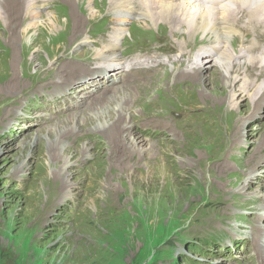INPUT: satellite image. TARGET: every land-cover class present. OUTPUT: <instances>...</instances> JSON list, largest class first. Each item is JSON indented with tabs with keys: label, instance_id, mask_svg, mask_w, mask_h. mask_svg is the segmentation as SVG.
Segmentation results:
<instances>
[{
	"label": "rangeland",
	"instance_id": "374dc122",
	"mask_svg": "<svg viewBox=\"0 0 264 264\" xmlns=\"http://www.w3.org/2000/svg\"><path fill=\"white\" fill-rule=\"evenodd\" d=\"M87 5V1L79 9L76 5L75 14L83 22L87 38L90 42L95 41L93 47L85 50L88 54L91 49L101 46L100 41L107 39L113 30L111 28L120 27L121 18L107 12V0L104 3L95 0L92 6L99 15L89 21L82 10ZM41 12L43 22L58 16L60 25L57 28H61L67 21L63 14H68L69 8L63 3L53 2L43 7ZM240 16L244 17L242 13ZM138 22L134 18L123 22L126 31L119 45L118 67L104 74L119 72L123 76L124 73H120L121 63L129 55L139 57L142 53L157 58L144 68L128 74L127 78L116 79L109 85L105 81L104 84L100 83L101 79L93 82L95 85L87 87V91L127 84H131L130 87L134 89L142 83L138 105L129 112L130 116H126V122L132 124L139 133L144 127L143 123L158 125L162 135L153 138L154 132L152 135L141 133L145 140V144L140 147L143 151L140 156L136 155L134 163L130 161L132 170L120 173L108 170L112 164L103 157L107 148L98 142V135L97 140H94L95 134L87 135L89 130L85 128L81 131L82 142L90 141L89 145L93 147L89 151L91 157L73 166L72 169L77 173L69 176L71 194L51 202L43 189V177L47 176L46 161L41 160V167L38 166L41 157L39 146L28 145L33 140L32 134H40L39 139L44 137V129L40 130L42 125L32 124L28 128V137L27 133L13 135L10 129L0 126V131H6V134L0 133V264H257L258 260H250L249 244L251 239L258 238L260 234L252 232L249 226L261 225L263 219L257 218L253 204H248L246 210L230 208L232 214H229L226 204L222 203L229 202L226 198L228 191L234 193V198L242 203L243 199L254 196L257 188L264 185L263 158L254 169V182L243 190L230 188L239 175V164L250 156L249 151L254 146L251 141L257 140L258 127L264 126V71L255 72L251 77L248 74L249 78L244 77L249 81L254 79L260 85V90L252 96L255 106L250 108H247V102L251 93L246 95L239 90L237 86L241 82L235 84L233 92L236 94H233L226 87V81L220 79L219 73L211 67L202 70L205 85L201 86L198 81L192 85L191 80L186 79L180 80L177 86L174 73L176 77H182L181 73H188L190 68L195 67L190 66V63L206 59L210 62L216 58L212 52L208 53L209 57L205 53L215 48V45H211L213 41L204 39L201 34L190 40L189 34H184V24L181 26L182 34L177 36L167 23L158 22L159 26L152 28L143 20ZM46 29L42 28L32 35L38 39L33 50L40 55L39 62L30 61L33 50L22 60L19 57L20 42L17 43L18 64L14 71L20 83L11 99L13 105L5 109L7 115H3L4 110L0 111L7 127H19L16 122L24 116L25 107L30 103L32 118L39 119L35 114L39 113L42 104L37 101V97L46 92L54 96L55 87L62 86L69 76L75 75L76 80L84 78L81 71L94 67L93 64L82 62L81 71L71 75L63 72L53 74L52 70L71 62L68 59L76 56L73 54L76 45L69 47L63 55L65 39L56 30ZM1 30L0 44L4 43ZM240 36L243 40L237 35L231 42V53L234 55L242 49L239 46L247 49L251 42L264 47V37L258 36L256 39L255 32L246 37L240 33ZM41 45L45 46L46 52L39 48ZM3 51L10 53L8 48L0 47V57L6 55ZM252 52L251 55H262L264 50L253 49ZM164 54L168 58L167 62L162 59ZM86 61L93 60L89 58ZM239 61L243 60H237V63ZM10 71L9 64L0 68L5 78L12 74ZM160 77L166 79L157 83ZM10 78L5 83H10ZM60 79L63 81L59 82ZM36 87L40 88L32 92V88L34 90ZM81 88L73 94L76 97L67 99L70 108L74 107L72 102L77 103L82 96L84 89ZM104 92L99 96L104 95ZM32 95L36 99L31 97L29 102L26 99L18 104V97ZM105 96L111 97L112 93L106 91ZM63 106L59 103L52 108ZM227 108L235 111V116L240 118L238 124L228 126ZM68 111L65 106V110L60 112L66 114L52 115L54 120H46L45 126L61 120L70 114ZM82 111L76 110L77 119H81L79 114ZM45 113L48 116L50 111ZM60 122L57 128L63 126V122ZM246 125L249 126L248 138L237 137ZM13 130L17 132L18 129ZM218 132L221 135L218 136ZM125 161L129 162L128 158ZM23 163L27 164L23 177H20L22 174L13 176ZM259 194L262 195L261 192ZM237 213L239 217L235 219L233 214ZM228 224L235 226L239 234L235 235L237 237L241 234L245 237L248 233L253 235L243 245L235 246V243L231 247L234 254L229 250L222 255L218 247L226 245L228 240L233 241L231 231L226 228Z\"/></svg>",
	"mask_w": 264,
	"mask_h": 264
},
{
	"label": "bare ground",
	"instance_id": "6f19581e",
	"mask_svg": "<svg viewBox=\"0 0 264 264\" xmlns=\"http://www.w3.org/2000/svg\"><path fill=\"white\" fill-rule=\"evenodd\" d=\"M86 1L88 5L84 9L82 8V10L87 14L86 16L88 17V20L91 21L99 15V12L94 6H92V3H94L95 0H0V28L4 33L2 34L4 36V43H1L0 47L8 48L10 51L9 54H6L7 52L3 51L6 55L0 57V68L9 64L12 71V74H9L6 78L0 73V102L2 104H0V111L4 110V116L5 114L7 115V111L5 110L6 107L8 105H13L11 99L14 97L13 93L20 83L18 76L14 71L18 64V57L16 56L17 43L20 42L21 48L19 57L22 60L26 59L30 51L37 46L38 39L32 36L36 31L40 32L42 28H47L46 30L49 31L56 30L57 34L59 32L62 35L59 34L61 38L66 41L62 49L63 55L69 47L76 45L73 50V54L76 56L68 59V61L71 62L61 64L58 69L52 70L53 74L63 72L66 75H71L73 72L81 71L82 67L80 64L82 62L90 63L94 66L93 68H84L81 71V73H84V78L81 77L76 80L75 75L71 77L69 76V80L65 79V83L62 86L58 85V87H55L53 90V93L55 94L54 96L46 92L41 94L39 98L37 97V101L42 104L39 113L35 114L39 119L32 118L33 114L31 111L33 108L31 103L28 107H25L24 116L16 122L19 124V127L17 125H14L13 128L7 127L3 122V119L5 122L6 120L0 113V117H2V120H0V126L4 125V128L6 127L10 129V133L13 135L21 133L26 134L29 131L28 128L35 123L44 127H41L40 129L41 131L44 129V137L39 139L38 137L40 134H32L33 140L29 141L28 145L38 144L39 146L38 152L41 153V157L38 159V166L41 167V160L43 161L44 159L46 161L47 176L43 177V189L44 193L48 194V200L51 202L56 201L57 199H62L71 194L72 186L71 183L68 182L69 176L77 173V171L72 169L73 166L77 165L82 159L86 161V159L91 157L89 151L93 147H90V141L87 140L84 143L82 142L83 132L81 131L85 130V128L89 130V132H86L87 135L95 134L94 140H97L96 135H98L100 137L98 142L103 147L107 148L103 157L109 160L108 162L112 164L109 166L110 169L108 168V170H116L120 173L122 171L125 173L126 171L132 170L133 165H130V161L133 162L136 155L139 154L140 156V153L143 151L140 150V147L145 144V140L143 136L140 135L141 133L152 135V132H154L152 135L153 138H158L162 135V130L157 128L158 125L151 126L143 123L144 127H141V133H139L134 130L132 124L126 122V116H130L129 112H131L134 106L138 105L140 90H142L141 87L143 86L142 83L138 84L134 89L130 87L131 84H127L120 85L117 88H111V86H108L106 90H103V88H97L98 91L97 89L94 91H87V87L89 88L90 86L95 85L93 82H98L101 79L102 81H100V83L104 84L103 81H105L106 85H109L110 82L112 83L116 81V79L120 80L121 78H127L128 74H132L133 71L144 68L145 65L157 58L146 55L131 60H126V58L123 59L121 63L120 73H124L123 76H120L119 72L111 73L109 75L104 74H108L106 72L107 70L111 68L116 69L118 67L120 60L119 45L121 43L122 34L126 31V27L122 25L124 21L126 22L131 18H134L137 20V23H139V20H143L147 23V26L152 28L155 26L158 27V22H163L164 24L167 23V25H170L171 27L170 30L176 32L177 36L182 34L181 26L184 24V34H189L190 40H192L195 35L201 34L204 39L209 38L213 41V44L211 45H215V48L205 51L207 56L209 52H212L214 56H216V58L214 57L215 59L210 60L211 64H209L210 62H208V59L202 61L196 60L193 63H190V66L195 67L190 68L188 73H181L182 77L180 75L176 77V74L174 73L173 76L176 78L174 83L176 82V85L180 80L186 79L191 80L190 84L198 81L201 86L202 84L205 85L204 76L201 75L202 70L204 71L211 67L214 68L215 72L219 73L220 79L226 81V87L230 89L231 93L236 89L235 84L241 82V84L237 86L239 90H242V93H246V95H249V92L251 93L247 102V108H250L254 105L252 98L253 93L260 90V85L256 84L254 79L249 81L245 80L244 77L248 74H250L251 77L255 72L264 71V52L262 55H260L261 53L251 55L253 49L264 50V47L261 48L258 44L251 42L248 44L249 48L244 49L242 46H239V48L242 49L240 51L238 50V54L234 55L231 53L232 39L237 35L241 37L240 33L243 37H246L252 32L253 34L255 32L256 39H258V36L264 37V0H210L209 3L201 0H107V12L113 16L121 18L118 25L120 27L115 29L114 27L111 28L113 30H111V34L107 36V39L100 41L101 46L97 47V49H91L88 54L85 53V50L89 49L88 47H93L95 41L90 42L87 38V30L84 28L83 22H81L75 14V6L77 5L79 9V7L84 5ZM99 1L100 3L105 2V0ZM53 2L56 4L63 3L69 8V13L67 14L64 12L63 14L67 21L61 28H57V26L60 25L58 16H54L53 20L48 18L47 21H42L43 15L41 11L43 10V7ZM44 10H47V8ZM241 13L244 17L240 16ZM239 23L241 24L240 26ZM240 39H242V37ZM240 43L241 42H239V44ZM180 44L184 45V43ZM180 44H178L179 47H181ZM39 48L46 52L45 46L41 45ZM255 52L256 51H254V53ZM32 53L30 61H38L40 55L34 50ZM249 54L251 56L247 57ZM234 56L235 59H233ZM162 57H165V55ZM89 58L93 61H86ZM7 59H10L9 62L6 61ZM237 60L243 61L237 63ZM10 76V83H5ZM87 77H91V79L88 80ZM133 79L138 78L134 77ZM163 79H166V77H160L157 83ZM140 80L143 81L144 78H140ZM62 81L63 80L61 79L59 80V82ZM80 86L82 87L81 89H84L82 91V96L79 100L77 99V103H74L73 101L72 103L74 107L70 108L67 99H71L74 96L76 97V95L73 94L80 91ZM39 88L40 87H36L34 90L32 88L31 91L35 93ZM106 91L107 93L111 92L112 96L106 98ZM175 91L177 90L175 89ZM100 92L102 94L104 92V95L99 96V94H101ZM95 93L98 94L96 95ZM233 94L236 93L233 92ZM57 95H59V97ZM18 96H16V98ZM34 96L35 95L18 97V104H22L26 99V102H29V99ZM7 98L9 99L6 100ZM110 98L111 100H108ZM34 99H36V97H34ZM59 103L60 106H64L57 109L52 108L54 104L59 105ZM65 106L70 110L68 111L70 114L46 127V120H54L52 115L66 114L65 112H60V110H65ZM47 108H49V110ZM79 109H83L79 114L81 119H77L78 114L76 113V110ZM47 111H50V113H48L51 115L50 117L45 113ZM226 114L228 126L239 123L240 118L235 116V111L227 108ZM26 117L28 118L26 119ZM60 121L63 122V126L57 128L58 124L61 123ZM15 128L21 131H14L13 129ZM164 128L168 130L167 127L164 126ZM24 129L25 131H23ZM1 130V134H6L5 129ZM258 130L259 133L257 140L251 141L254 143V146L249 151L250 156L246 161L239 164V175H237L235 184L230 186L232 189L238 188L239 190H243L256 179L253 173L254 169L264 158V126L258 127ZM248 131L249 126L246 125L244 126L242 133L237 137L241 136L242 138V136H246V138H248ZM28 133L26 134L27 137L29 135ZM219 135L221 134L218 132V136ZM79 143L82 144V146H80ZM73 144L75 146L72 147ZM151 145L153 146L154 144L151 143ZM235 145H237V143ZM125 158H128L130 163L126 162ZM25 166H27V164L25 165L24 163L19 166V168L15 170L16 172L13 173V176L19 177L20 174H22L20 177H23ZM40 174H42V171ZM259 192H261L262 195H260ZM226 195L229 202L222 204H226L227 213L232 214L231 211H229L230 208L246 210L248 204H253L258 215L257 218L263 219L261 225L259 224L256 227L249 226V229H251L252 232L257 231L260 234L258 238L251 239L250 244H252H249L251 248L249 257L252 255L250 260L253 262L258 260L257 264H264V200L261 201V199H264V185L257 188L254 196L251 195L250 197H247V199H243L242 203L238 202L240 201L239 199L234 198V193L232 194L228 191L226 192ZM244 203H246V205H244ZM238 214L239 213L233 214L235 219L239 217ZM228 226H226V228L228 231H231V239L236 243L235 246L240 244L243 245L248 237L250 239L253 235V233H248L249 235L245 234V237L242 236V234L240 237H237L235 235L239 234L235 226L232 224H228ZM230 243L232 244V241ZM225 251L226 247H223L222 249L220 247L219 252L222 253V255Z\"/></svg>",
	"mask_w": 264,
	"mask_h": 264
}]
</instances>
